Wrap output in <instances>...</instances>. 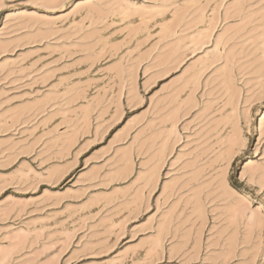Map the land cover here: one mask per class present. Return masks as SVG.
Masks as SVG:
<instances>
[{"label":"rangeland","instance_id":"obj_1","mask_svg":"<svg viewBox=\"0 0 264 264\" xmlns=\"http://www.w3.org/2000/svg\"><path fill=\"white\" fill-rule=\"evenodd\" d=\"M65 2L0 0V264H195L234 256L232 227L257 259L259 209L210 219L202 194L242 118L264 142L262 0H145L135 22L124 0Z\"/></svg>","mask_w":264,"mask_h":264},{"label":"snow or ice","instance_id":"obj_2","mask_svg":"<svg viewBox=\"0 0 264 264\" xmlns=\"http://www.w3.org/2000/svg\"><path fill=\"white\" fill-rule=\"evenodd\" d=\"M77 2L79 0H66L63 7L65 10H71ZM93 4L101 10L109 7L105 3H95V0H93ZM122 6L127 10V14L133 22L141 18L139 13L142 10L157 7L156 5L146 4L145 0H124ZM180 7L182 5L179 2L171 5L172 10ZM259 7L264 8V0H262ZM172 10L167 12L165 19L172 17ZM217 67L224 68V61H220ZM261 78L264 79V72L261 73ZM229 82L230 86L239 88L242 92L250 88V85L246 88V81L241 78L235 68L230 74ZM261 115H264V108L261 110ZM251 119L253 120V126L259 129L256 135L264 137V120L260 118V115H255V112H253ZM240 130V133L233 138L230 153L222 155L214 165L217 175L213 187L202 194V198L203 196L208 197V202L205 203L206 209L213 207V204L215 209H218V211L212 212L210 219L215 216L222 217L226 214V209L241 205L253 215H255L258 208L259 215L264 217V142L255 150L251 144H245L246 129L244 128L243 118L241 119ZM253 151H255V155H252ZM225 152H227V149H225ZM237 161H239L238 167H236ZM222 193H226L227 197L221 198L220 194ZM234 232L236 233L234 256H232L231 244L225 245L223 248L217 246L215 249L210 244L207 252H202L199 261L195 264H214V262L215 264H264V246L261 247L259 257L253 260V256L256 255L254 251L255 232H253L251 240L248 239V232L243 227L239 230L232 227L227 235L231 236ZM209 239L212 238L209 237ZM191 246L190 244L189 247L191 248ZM245 253L247 255H244ZM225 255L231 257L227 262L223 258L217 259V256L222 257ZM165 264H167V260H165ZM173 264H175V261H173Z\"/></svg>","mask_w":264,"mask_h":264},{"label":"bare ground","instance_id":"obj_3","mask_svg":"<svg viewBox=\"0 0 264 264\" xmlns=\"http://www.w3.org/2000/svg\"><path fill=\"white\" fill-rule=\"evenodd\" d=\"M202 42H203V41H202ZM200 46H201V45H200ZM207 64H208V63H207ZM205 67H206V66H205ZM168 120H169V119H168ZM170 133H171V132H170ZM222 194H223V193H222ZM225 195H226V194H225ZM183 201H184V200H183ZM184 202H185V201H184ZM194 202H195V201H194ZM198 203H199V202H198ZM183 204H184V203H183ZM183 206H184V205H183ZM193 206H194V204H193ZM194 207H197V206H194ZM181 208H182V207H181ZM191 208H192V207H190V209L187 208V210H189V211L191 212ZM198 208H199V207H198ZM198 208H196V209H198ZM194 210H195V209H194ZM194 210H193V211H194ZM234 210H235V208H234ZM193 211H192V213H193ZM198 211H199V210H198ZM190 212H189V213H190ZM199 212H200V211H199ZM199 212H198V213H199ZM201 212H202V211H201ZM236 212H237V211H236ZM233 213H234V211H233ZM238 213H239V212H238ZM190 214H191V213H190ZM194 214H196V213H194ZM200 214H201V213H199V215H200ZM191 215H192V214H191ZM196 215H197V214H196ZM233 215H234V214H233ZM203 216H204V215H203ZM197 217H198V216H197ZM199 217H200V216H199ZM184 218H185V217H184ZM200 218H201V217H200ZM231 219H232V218H231ZM229 220H230V219H229ZM182 221H183V220H182ZM193 221H194V220H193ZM201 222H202V220H201ZM181 225H182V224H181ZM189 225H190V224H189ZM191 226H192V225H191ZM165 234H166V233H165ZM182 235H183V234H182ZM179 236H180V235H179ZM180 237H181V236H180ZM171 238H172V237H171ZM179 242H180V241H179ZM186 242H187V241H186ZM177 243H178V242H177ZM181 245H182V244H181ZM176 248H177V247H176ZM173 249H174V248H173ZM170 252H171V251H170ZM173 253H175V252H173ZM172 255H173L172 252L169 253V255H168L169 258H171ZM181 255H182V254H180V256H181ZM174 256H175V254H174ZM174 256H173V257H174ZM187 258H188V257H187ZM184 259H185V258H184Z\"/></svg>","mask_w":264,"mask_h":264}]
</instances>
